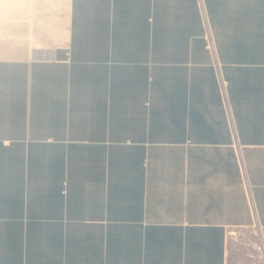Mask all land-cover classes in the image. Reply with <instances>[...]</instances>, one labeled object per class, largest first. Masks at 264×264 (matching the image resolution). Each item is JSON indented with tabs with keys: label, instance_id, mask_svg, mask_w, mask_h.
<instances>
[{
	"label": "crops",
	"instance_id": "obj_1",
	"mask_svg": "<svg viewBox=\"0 0 264 264\" xmlns=\"http://www.w3.org/2000/svg\"><path fill=\"white\" fill-rule=\"evenodd\" d=\"M0 264H264V0H0Z\"/></svg>",
	"mask_w": 264,
	"mask_h": 264
},
{
	"label": "rangeland",
	"instance_id": "obj_2",
	"mask_svg": "<svg viewBox=\"0 0 264 264\" xmlns=\"http://www.w3.org/2000/svg\"><path fill=\"white\" fill-rule=\"evenodd\" d=\"M243 165V164H242ZM242 170H243V166H242Z\"/></svg>",
	"mask_w": 264,
	"mask_h": 264
},
{
	"label": "built area",
	"instance_id": "obj_3",
	"mask_svg": "<svg viewBox=\"0 0 264 264\" xmlns=\"http://www.w3.org/2000/svg\"><path fill=\"white\" fill-rule=\"evenodd\" d=\"M243 164V163H242ZM243 166V165H242Z\"/></svg>",
	"mask_w": 264,
	"mask_h": 264
}]
</instances>
